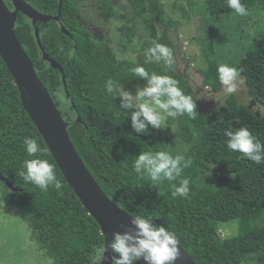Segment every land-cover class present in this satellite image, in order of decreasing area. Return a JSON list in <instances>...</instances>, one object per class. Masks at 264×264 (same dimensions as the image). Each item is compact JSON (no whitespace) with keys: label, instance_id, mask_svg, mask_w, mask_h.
<instances>
[{"label":"trees","instance_id":"16d2710c","mask_svg":"<svg viewBox=\"0 0 264 264\" xmlns=\"http://www.w3.org/2000/svg\"><path fill=\"white\" fill-rule=\"evenodd\" d=\"M25 1L43 14H57L59 0ZM84 1L61 0L58 21L37 22L42 47L60 63L64 83L61 72L42 59L31 21L21 14L17 16L15 33L38 78L68 122V135L86 168L120 208L132 216H150L158 225L173 231L179 245L197 264H264V163L256 164L230 150L225 134L226 130L244 127L264 144V115L251 108L252 104L264 107V32L252 40L236 63L250 103L232 94L224 103L205 109L198 98L200 89L178 70L176 45L168 32L174 21L164 18L162 5L156 6L160 0H127L132 25L125 27L121 20L116 25L122 37L118 41L120 48L100 41L80 26L76 13ZM5 2L11 6L8 0ZM96 3L101 17L114 14L106 2ZM241 3L249 11L264 10V0ZM187 4L192 6L191 1ZM201 5L207 17L235 13L227 0H203ZM181 10L188 16L185 8ZM124 14L117 12L116 19ZM155 43L172 50L171 66L163 60L146 62L145 53ZM130 46L135 48L126 52ZM200 47L208 67L216 71L221 63L219 49L207 38L200 41ZM137 66H143L149 74L174 78L186 94L198 99L196 117H166L165 123L173 126V132L150 126L146 133H135L130 114L120 108L119 97L107 93L105 84L112 80L134 94L136 87L147 82L134 76L132 70ZM201 72L209 75L207 70ZM217 84L216 81L213 87ZM25 137L35 138L45 151L36 157L28 156ZM158 151H168L173 156L183 154L191 164L176 180L154 183L146 173L135 172L134 162L141 152ZM37 157L55 165L57 179L62 183L59 190L49 185L43 191L24 180L23 162ZM209 163L215 165L210 175L206 172ZM0 173L18 188L12 191L0 181L2 202L19 214L29 238L43 256L52 264H92L95 249L104 243L99 225L67 184L22 107L18 88L1 56ZM184 178L189 179L188 194L173 195ZM232 220L238 222V233L221 236L219 225Z\"/></svg>","mask_w":264,"mask_h":264},{"label":"clouds","instance_id":"9594fccd","mask_svg":"<svg viewBox=\"0 0 264 264\" xmlns=\"http://www.w3.org/2000/svg\"><path fill=\"white\" fill-rule=\"evenodd\" d=\"M227 6L240 16L248 15L249 10L241 0H227ZM145 55L146 62L163 60L169 66L173 63L172 50L162 43H155ZM132 72L135 77L147 81L143 87H136L134 94L112 80L106 82L105 89L107 93L120 98V108L130 114L131 127L135 133H146L150 126L155 129L163 128L166 117L175 118L184 114L192 119L196 117L198 99L186 94L174 78L169 75L149 74L143 66L135 67ZM217 75L224 94L228 96L236 93L244 83L241 71L235 66L220 64ZM225 134L229 138L227 146L230 150L242 153L256 164L264 163V144L247 128L226 130ZM23 143L30 157H36L37 153L45 151L33 137H25ZM190 164L191 160L186 159L183 154L173 156L168 151L141 152L135 159L134 170L138 174L146 173L152 182L159 183L162 180L174 181L181 177L184 169ZM214 166L208 164V175ZM23 168L21 175L24 180L43 191H46L49 185L57 190L62 187L56 176L55 165L48 160L39 157L27 159L23 162ZM188 191L189 179L184 178L180 180V185L176 187L173 195L186 196ZM131 225L134 227L123 232H114L110 242L101 243L94 251L92 264H102L107 259L106 253L109 249L114 264H136L141 260L144 264H176L181 250L178 237L173 231L158 225L150 216L134 215L131 217Z\"/></svg>","mask_w":264,"mask_h":264},{"label":"rangeland","instance_id":"374dc122","mask_svg":"<svg viewBox=\"0 0 264 264\" xmlns=\"http://www.w3.org/2000/svg\"><path fill=\"white\" fill-rule=\"evenodd\" d=\"M103 1V0H102ZM191 1L192 6L187 2ZM203 0H160L162 11L165 19H171L168 32L172 34V40L176 45L178 54L177 67L180 72H184L185 78L194 86L200 89L198 98L202 106L207 109L216 107L224 103L228 95L223 92V87L218 80L217 70L213 71L211 66L208 67L205 59L201 55L200 41L211 39L214 45L219 49L221 63L236 67V63L250 46L252 40L264 32V10L249 11L247 16L235 15L236 13L217 14L206 16L201 9ZM114 8L117 4L118 20L110 22V27L119 24V20L128 26L132 25L129 21L131 8L127 0H105ZM103 2L100 4L102 5ZM100 5V7H101ZM182 7L186 9L182 14ZM116 10V9H114ZM117 14V13H116ZM115 24V25H114ZM120 25V24H119ZM177 34V35H176ZM100 37V35H99ZM119 34L113 33L111 36L112 43L115 47L118 45ZM175 38H178L177 40ZM140 40L139 37H134ZM181 41V42H180ZM135 47L126 48V52ZM134 54V53H132ZM219 64V65H220ZM209 71L205 75L201 71ZM244 80V79H243ZM218 82L214 88L215 82ZM245 83L240 85L235 94L239 101L245 104L250 103V97L246 91ZM254 111L264 115V107L252 104ZM167 133L173 132L174 128L165 123L163 127ZM161 128V129H163ZM3 188L0 185V195ZM221 236H234L238 233V222L232 220L219 225ZM0 264H52L50 259L43 256L37 249L35 243L29 238V232L26 225L19 217V214L13 208H6L0 196ZM252 264V263H250Z\"/></svg>","mask_w":264,"mask_h":264},{"label":"water","instance_id":"95a60500","mask_svg":"<svg viewBox=\"0 0 264 264\" xmlns=\"http://www.w3.org/2000/svg\"><path fill=\"white\" fill-rule=\"evenodd\" d=\"M8 1L11 6L5 0H0V56L18 88L22 107L36 126L67 184L99 225L104 243L110 242L114 232L134 227L131 225L132 215L104 193L86 168L68 135V122L63 119L49 91L38 78L30 57L15 33L17 16L21 14L31 21L42 59L61 72L64 83L63 69L59 62L44 51L37 27V22L48 24L50 20L58 21L62 2L59 0L57 14L51 16L37 11L25 0ZM0 181L10 190H18L1 173ZM179 247L180 258L176 264H197L180 245ZM106 257L102 264H112L111 249ZM140 262L144 264L142 260Z\"/></svg>","mask_w":264,"mask_h":264},{"label":"flooded vegetation","instance_id":"af4514ba","mask_svg":"<svg viewBox=\"0 0 264 264\" xmlns=\"http://www.w3.org/2000/svg\"><path fill=\"white\" fill-rule=\"evenodd\" d=\"M96 1L103 2L105 0L103 1L85 0L83 3H81L78 6L76 18L82 28H85V30L95 35L100 41H104V43L113 46L114 43H112L111 36L113 33L117 35V32H116V26L110 27V22L115 21V16L117 13L118 6L116 3H114L115 6L114 8H112L114 14L103 18L100 16L99 12L95 9L98 8L95 6V4H97ZM111 1L114 2V0Z\"/></svg>","mask_w":264,"mask_h":264}]
</instances>
